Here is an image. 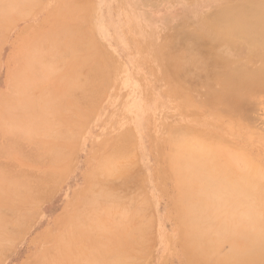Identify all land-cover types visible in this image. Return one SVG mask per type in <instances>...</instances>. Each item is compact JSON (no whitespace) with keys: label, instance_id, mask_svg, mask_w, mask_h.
Instances as JSON below:
<instances>
[{"label":"rangeland","instance_id":"obj_1","mask_svg":"<svg viewBox=\"0 0 264 264\" xmlns=\"http://www.w3.org/2000/svg\"><path fill=\"white\" fill-rule=\"evenodd\" d=\"M14 1L0 0V21L2 20L0 23L2 40H0V148L1 146L4 148L3 144L16 141L18 143L15 144L16 146L13 143L9 147L18 154L25 153V156L19 154L20 158L17 153H11L8 146L4 151L1 148V153L6 151L5 154L7 152L11 154L8 153L7 157L4 153H0V169H2L0 179L5 177L6 181L8 180L7 183L5 181L4 186L1 185L3 181L0 182L2 187L0 191L6 192V189L10 190L8 188L12 184L14 188L19 184V187L15 188L17 194L20 193L18 191L21 188H24L32 201L22 203L19 197L15 196L17 199L14 197L16 200L14 203L11 200L12 196L8 197L5 193H0L2 195L0 225L6 227L5 232L7 227L9 230L8 233L3 232V237H0V264H87V260L91 262V259L93 264L94 262L116 264L120 261L119 257L122 256L123 250V254L130 257L122 258L124 263L121 259L120 264L187 263L189 254L185 249V228L181 220L182 214L184 215L183 208L188 204L184 200L186 191L182 188L186 178L181 177L180 166L174 167L171 162L176 155L173 138L186 139L185 131L189 130L187 139L202 137L226 144L234 151H240L251 157L257 165L262 166L260 169L264 172V93H261L262 96L257 95L259 99L254 96L240 112L229 114L220 107L214 109V106L206 100L209 93L217 90L219 85L213 74L217 69L212 67L209 59H198L193 64L185 61L176 68L177 73L171 75L167 73L162 58L168 43L172 40L171 53L176 58L188 54L187 50L190 48L186 42H190L196 44L193 45V51L196 52L190 50L192 55L208 57L209 53H219L234 63L244 61V58L233 57L242 54L243 42L225 38L223 40V37L221 38L205 20L206 16L218 9L243 0H24L25 2L18 0L19 2L16 1L18 4ZM9 10L11 12H8ZM14 10L23 13L18 15ZM25 13L28 15L25 16ZM66 30L70 33L75 30L84 33L87 30V33L82 34L81 42H83L78 44V49L73 48L78 51L75 52L73 49L70 51L71 48L67 43L70 33L68 36ZM197 30L206 37L194 33ZM65 34H67L66 38L69 37L67 40ZM56 39L60 40L59 45ZM61 46H66L65 50L68 49L71 53L67 50V54L65 51L62 52ZM44 59L46 62H43ZM253 62L250 64L253 68H257L260 64ZM44 68L46 72L43 71ZM97 73L98 76L102 73L101 77L97 78ZM126 78L130 81L128 85L122 82ZM29 80L33 84L31 87L34 85L35 87H32V90L30 87V90H27L29 93L26 94L23 83H28ZM26 86L30 85L26 84ZM51 88L53 90H50ZM20 91H23L22 95ZM197 92H200V95ZM37 93L39 96L36 95ZM136 93L142 96L144 101L158 103L159 107L152 109L153 105H148V109L151 110L144 117L143 114L138 113L136 119L132 120L128 117L126 120L125 115L129 114L124 105L127 104L129 97L139 99ZM41 94L46 95L44 100H41ZM190 94L193 96L191 101ZM26 96H29V101ZM43 96L41 97L44 98ZM20 100L30 104V101H34V103L28 106L30 104L26 102L28 107L24 108L22 106L25 104L22 105ZM45 101L47 103L42 104ZM40 102L41 106L45 107V111L41 109ZM53 102L61 105L60 107L58 105V110ZM66 103L68 105H65ZM32 106L37 108L36 116L43 115L42 119L45 115L46 117L40 121L41 117L38 116V121H33L37 122L35 126L33 122L21 126V121L19 125L18 118L25 117L26 121L32 119L31 116H34L30 110ZM52 109L54 112L49 111ZM77 110L79 112H75ZM65 111L67 114L63 113ZM29 123L32 126H29ZM33 127H37L35 129L38 133L32 130ZM27 129L32 131L28 130V133ZM234 133L237 135L236 139L232 137ZM27 134L34 137V140L33 138L31 140ZM214 137L215 139H211ZM121 145H126V148ZM23 146L28 147L25 149ZM16 147L22 150L18 151ZM118 148L120 154L126 155L130 152V155L117 156L113 152ZM212 150L216 161L208 156L200 161L191 160V164L200 168L208 167L207 170L210 167L211 170L214 167L222 170L219 162L221 160L226 163L225 153L215 148ZM2 163H6V166H2ZM124 163L132 164L124 165ZM117 164L122 167L124 165V169L121 167L122 170L119 168L116 172ZM114 173L118 174L115 176ZM111 174L113 177H110ZM263 174H261L263 181L260 180V183L264 182ZM16 175L17 179H13ZM118 177L122 179L118 180ZM6 186L8 187L5 188ZM129 188L137 189H133L132 192L133 190L130 191ZM129 191L131 193L128 195ZM104 192L108 194L106 197ZM115 192H118L119 196L120 193L121 196L126 193L125 198L134 196H131L133 199L125 200L124 195L122 198L121 196L114 198L113 201ZM127 200H132V204L128 203L132 208L124 211L129 213L126 212L127 219H123L122 216H125L123 211L121 212L123 214L119 215L120 212L111 210L116 207L118 210L121 205L124 208ZM120 203L121 205H118ZM90 204L92 206H89ZM12 206H15L17 212L19 210L21 216L25 214L22 217L18 216L17 222L4 225L2 216L10 217L13 213L4 210ZM142 207L141 210H145V213L140 210ZM123 208L121 206L119 209L123 210ZM140 212L144 213V215L141 213L142 218ZM134 214L140 215L139 219L143 221L140 229V226L132 225L138 228L141 234L137 247L134 246L135 249L131 248L127 251L122 247L124 241L122 236H125L127 229V227L123 228V225L129 221L130 224L136 223L132 222L133 219H138L133 217ZM146 214L147 217L149 215L152 218H145ZM216 214L218 223H222V218L226 224L235 221L234 213L232 217H228L223 211H216ZM126 226L130 227L129 224ZM148 226L151 230L149 234L146 232L149 231ZM221 232H224V235ZM225 233V228L220 230V237L223 239L220 247H217L218 252L212 258L213 262L244 264L246 260L235 262L231 258L234 249ZM116 243L122 248L119 245L120 248L115 246ZM83 250L87 253L85 254ZM104 250H109V253ZM107 254L108 259L104 257V255L108 256ZM81 255L84 257H80ZM110 257L114 262L117 261L114 263Z\"/></svg>","mask_w":264,"mask_h":264},{"label":"bare ground","instance_id":"obj_2","mask_svg":"<svg viewBox=\"0 0 264 264\" xmlns=\"http://www.w3.org/2000/svg\"><path fill=\"white\" fill-rule=\"evenodd\" d=\"M19 2L18 0H15V4H18L17 2ZM22 1V0H21ZM24 1V0H23ZM32 1V0H30ZM34 1V0H33ZM35 1H38V0H35ZM10 3V1H8ZM25 2V1H24ZM8 5V3H6ZM22 4V3H21ZM6 5V6H7ZM4 6V5H3ZM24 6V4H23ZM26 6H28V4H26ZM9 7L10 4H9ZM22 7V6H21ZM25 7V6H24ZM26 8V7H25ZM36 8V7H35ZM2 11V10H1ZM4 11V10H3ZM15 12H18L17 14L18 15H22L21 12H19V10H14ZM8 12H11V10H9ZM81 12V11H80ZM20 13V14H19ZM29 14V12H26ZM25 13V16H27ZM4 14H6V11L4 12ZM17 14H15L16 17ZM15 17V18H16ZM5 17H3L4 19ZM13 18H14V15H13ZM20 20V19H18ZM61 20V19H60ZM80 20V19H79ZM205 20L207 21V23L212 26L217 34L219 36H221V38L223 40H240V42H243L244 44V47L243 49H241V55L240 54H236L234 55L233 57H237V58H244L245 60L244 61H239V62H232L230 59H227L225 58L222 54H219V53H209L210 56L208 57H198L199 55H192L194 52L193 51V48L196 44H192L190 42H186L188 45V47L190 48V50H187L188 54H186V56H183V57H173L172 56V53H171V48H172V40L168 43L167 45V48H166V53L163 54V58H162V62L165 63L166 65V69H167V73L168 74H171L173 75L177 73V70L176 68H178V66L180 65H183V63L185 61H188V63H196L198 59H209V61H211V64H212V67L214 69H217L216 72H213L217 82H218V85H219V88L217 90H213L209 93L208 95V99L206 100L211 106H214V109L216 107H220L222 109H224V111L226 113H229V114H232L233 112H240L244 109L245 105L248 103V102H251L250 100L254 97V96H257L258 94L260 95L262 92L264 93V0H243L237 4H234V5H229L227 7H222L220 9H218L216 12H214L213 14L211 15H208L205 17ZM2 21V20H1ZM0 21V23H1ZM5 22V21H3ZM55 22V21H54ZM59 23V22H58ZM52 24V23H51ZM90 28V27H89ZM53 29V28H52ZM73 29V28H72ZM71 29V30H72ZM69 30V29H68ZM67 31L68 33V36H69V31ZM3 31V29H2ZM1 31V32H2ZM74 31V30H73ZM87 31V30H86ZM84 32V33H87V32ZM5 33V32H4ZM8 33V31L6 32ZM66 33V32H65ZM82 33L80 30H75L74 32L70 33V38H69V41H67L68 45L70 46L71 50L73 48H77L78 44H80L81 42V38H82ZM194 33H196L198 36L200 37H203L204 35L199 31H195ZM66 35L65 34V38H66ZM89 35V33H88ZM87 36H85L86 38ZM206 37V36H204ZM4 38V36H3ZM59 38V37H58ZM66 38V40L68 39ZM90 37H88L89 39ZM225 38V39H224ZM5 39V38H4ZM1 40V39H0ZM63 40V39H62ZM83 40V39H82ZM204 40V39H203ZM2 41V40H1ZM0 41V42H1ZM56 41L58 42V45H59V41L60 40H57ZM65 41V40H64ZM84 41H87V40H84ZM185 41V40H184ZM205 41V40H204ZM48 42V41H47ZM83 42V41H82ZM81 42V43H82ZM199 43V42H197ZM48 44V43H47ZM66 44V43H64ZM84 44V43H83ZM63 45V44H62ZM2 46V45H1ZM47 46V45H46ZM85 46V44H84ZM57 46H55L56 48ZM66 47V46H64ZM61 46L62 48V52L65 51V54H67V51L68 49L65 50V48ZM87 47V45H86ZM207 47V46H206ZM54 48V50H55ZM79 48H80V45H79ZM186 48V47H185ZM197 48V47H196ZM78 49V48H77ZM76 49V50H77ZM85 49V48H84ZM88 49V48H87ZM75 50V49H73ZM75 50V52H76ZM91 50V49H90ZM60 51V50H59ZM68 51V53L70 52ZM78 51V50H77ZM94 51V50H93ZM196 52V51H195ZM199 52V51H198ZM197 52V53H198ZM71 53V52H70ZM83 53V52H82ZM64 54V55H65ZM75 54V53H74ZM81 54V53H80ZM244 54H247L246 56H242ZM73 55V54H72ZM238 55V56H237ZM59 56V55H57ZM56 56V57H57ZM63 56V54L61 55ZM29 59V58H28ZM45 60V59H44ZM43 62H46V60ZM230 60V61H229ZM42 61V59H41ZM59 61V60H58ZM200 61V60H199ZM253 61H256L257 63H260L259 66L257 68H253L250 66L251 63H254ZM38 62V60H37ZM63 63V61H61ZM200 63H202V66H203V61H201ZM117 64V63H116ZM205 65V64H204ZM107 66V64H106ZM122 66V65H121ZM200 66V64H199ZM206 66V65H205ZM28 67V66H27ZM103 68V66H101ZM109 67V65H108ZM107 67V68H108ZM112 67V66H111ZM55 68V67H54ZM53 68V70H55ZM98 68V66H97ZM96 68V69H97ZM48 69V68H47ZM53 70L51 72H53ZM164 70V69H163ZM45 71V68L44 70ZM49 71V69L47 70ZM84 72V70H82ZM91 71H93V68L91 69ZM100 71V70H99ZM116 71V70H115ZM189 71V70H188ZM46 72V71H45ZM105 72V71H104ZM162 72V70H161ZM43 73V72H42ZM49 73V72H48ZM89 73V72H88ZM9 74V73H8ZM86 74V73H85ZM94 74V73H93ZM192 74V73H191ZM49 75V74H48ZM46 75V76H48ZM51 75V74H50ZM49 75V76H50ZM102 75V73H101ZM98 76V73H97V78L98 77H101ZM118 75V74H117ZM202 76V75H200ZM205 76V75H204ZM36 77V76H35ZM95 77V75H94ZM125 77V76H123ZM206 77V76H205ZM204 77V78H205ZM32 78V77H31ZM79 78V77H78ZM168 78V77H167ZM203 78V77H202ZM203 78V79H204ZM80 79V78H79ZM120 79V78H119ZM206 79V78H205ZM105 80V79H104ZM103 80V81H104ZM180 80V79H178ZM177 80V81H178ZM106 81V80H105ZM117 81V80H116ZM32 81L29 80L28 83H23L25 85V93H27V90L31 87V83ZM61 82V81H60ZM77 82H79V80L77 79ZM125 85H128L129 84V79H125L124 81H122ZM174 82V81H173ZM180 82V81H178ZM116 83V82H115ZM133 83V82H132ZM172 83V82H171ZM184 83V82H183ZM26 84L30 85L29 87L26 86ZM35 84V83H34ZM79 84V83H78ZM105 84V83H104ZM33 85V84H32ZM40 86V85H37V87ZM68 86V85H67ZM175 86V85H174ZM27 87V88H26ZM32 87H35L32 86ZM32 87L30 88L32 90ZM138 87V86H137ZM69 88V87H68ZM29 89V90H30ZM186 89V88H185ZM203 89V88H202ZM21 90V89H20ZM28 90V91H29ZM50 90H53L52 88ZM199 90V89H198ZM34 91V90H33ZM190 91V90H189ZM205 91V90H204ZM21 95L23 93V91H20ZM49 92V91H48ZM136 92V90H135ZM186 92V91H185ZM196 92V91H195ZM41 93V92H40ZM51 93V92H50ZM63 93V91H62ZM146 93V92H145ZM198 93V92H197ZM200 93V92H199ZM198 93V94H199ZM45 94V92H44ZM47 94V93H46ZM137 96L139 97V99H135V98H131L129 97L130 99L128 100L127 104L124 105V108L126 110V112L132 116L130 117L129 115H125L126 117V120L127 118H131L132 120L136 119V116L138 115V113L140 114H143V117L145 116V114L147 112H149V110L151 109H148V105H153V108H158L159 105L158 103L154 102L153 103H149L147 101H144L143 97L140 96L138 93H136ZM185 93L183 92V95ZM38 95V93L36 94ZM35 95V96H36ZM179 95V94H178ZM177 95V96H178ZM200 95V94H199ZM258 95V96H259ZM263 94H261L262 96ZM39 96V95H38ZM41 96H43V94L40 95V98L41 100H44L46 97V95H44L42 98ZM53 96V95H52ZM196 96V95H195ZM257 96V97H258ZM20 97V96H19ZM28 97L27 101L30 100L29 96H26ZM38 98V97H37ZM179 98V97H178ZM187 97L185 96V99ZM190 101L192 100L193 96L190 94ZM264 98V97H263ZM52 99V98H51ZM259 99V97H258ZM24 100V98H23ZM161 100V99H160ZM21 101V104H25V106L23 105L22 107L26 108L28 106H31L34 101H30L31 104L27 101L25 102H22ZM54 101V100H53ZM59 101V100H58ZM196 101V100H195ZM26 102L30 105L26 106ZM33 102V103H32ZM72 102V101H71ZM126 102V101H125ZM182 102V101H181ZM254 102V101H252ZM36 103V102H35ZM45 104L47 103V101L45 102H42V104ZM52 103V102H51ZM57 103V102H56ZM53 102V104L57 105L55 107H57V110L58 108L61 106L60 104H56ZM59 103V102H58ZM74 103V101H73ZM20 102H19V105H21ZM51 104V105H53ZM71 104V103H69ZM76 104V103H74ZM183 104V103H182ZM259 104V103H257ZM47 105V104H46ZM59 105V107H58ZM65 105H68V103H66ZM73 105V104H72ZM187 105V104H186ZM205 105V104H204ZM252 105V104H250ZM256 105V104H255ZM39 106V102H38V105L37 107ZM63 106V105H62ZM40 107L41 109H43L45 111V107L43 108L41 106V102H40ZM49 107V106H48ZM51 107V106H50ZM66 109L67 107L64 106ZM73 107V106H71ZM74 107H77V106H74ZM247 107V106H246ZM53 108V107H52ZM122 108V107H121ZM192 108V107H190ZM9 109V107H8ZM19 109V108H18ZM47 109V107H46ZM54 109V108H53ZM52 109V110H53ZM65 109V110H66ZM252 109V108H250ZM31 112L34 113V116H31L32 119H30L29 121H26L25 117H21V118H17L19 119V125L21 124L24 125V124H28V122L32 123L33 121H38V118L41 117L40 115L36 116L37 115V108L36 106H32V108L30 109ZM49 110L51 112H54V110ZM61 110V109H60ZM64 110V109H62ZM29 111V110H27ZM43 111V112H44ZM48 111V113L50 114V112ZM122 111V110H121ZM124 111V110H123ZM122 111V112H123ZM57 112V111H56ZM75 112H79V110L75 111ZM25 113V111H24ZM47 113V114H48ZM63 113H66L67 112H63ZM218 113V112H217ZM251 113V112H250ZM31 114V113H30ZM29 114V115H30ZM40 114V113H39ZM41 114H42V111H41ZM46 114V113H45ZM155 114V113H154ZM223 114V113H222ZM15 115V114H14ZM28 115V116H29ZM75 116V114H73ZM219 115V114H218ZM222 115H220L221 117ZM43 117V115H42ZM41 117V120L42 121L45 117L42 119ZM216 117V116H215ZM226 117V116H225ZM10 120V119H9ZM15 121V120H14ZM17 121V122H18ZM21 121V123H20ZM39 121V122H40ZM50 121V119H49ZM38 122V123H39ZM133 122V121H132ZM163 122V121H162ZM29 123V126L32 124L37 125V122H33L32 124ZM50 123V122H49ZM152 123V122H151ZM17 124V125H18ZM46 124V123H45ZM58 124V123H55V125ZM126 124V123H125ZM128 124V123H127ZM131 124V123H130ZM164 124V123H163ZM27 126V125H26ZM29 126H27L29 128ZM53 126V125H52ZM118 126V125H117ZM125 126V125H124ZM19 127V126H17ZM218 127V126H217ZM8 128V127H7ZM37 129V127H35ZM34 127L32 128V130L34 129L35 132L36 129ZM157 128V127H156ZM12 129V128H11ZM52 129V128H51ZM50 129V130H51ZM112 129V128H111ZM158 129V128H157ZM26 130V128H25ZM24 130V131H25ZM28 130L32 131L31 129H27L26 132H28ZM164 130V129H163ZM10 131V130H9ZM12 131V130H11ZM33 131V132H34ZM44 131V130H42ZM49 131V130H48ZM113 131V130H112ZM244 131V130H243ZM34 132V133H35ZM162 132V131H161ZM222 132V131H221ZM29 133V132H28ZM38 133V132H37ZM189 133L190 131L186 130L185 131V136H186V139L184 138H180V137H176V138H173V147H174V151L176 153V155L174 156L175 158L171 161L174 165V167H178L180 166V175L181 177L184 179L186 178V181L183 182V187L184 188V191H186V196H185V201L188 202V204L185 206V208H183L184 210V215L182 214V224L184 225V228H185V237H184V242H185V249L188 250V254H189V259H188V262L185 263V264H215L213 262L214 259H212L213 257H215V253L218 252L217 250V247L219 248L220 247V244H221V241L223 239V237H220V230L222 231V229L225 228V236L227 235L230 239V241L232 242V245H233V249H234V252L232 253V256L231 258L236 261H243V260H246L244 264H264V185L262 183V178H261V174H263L261 172V169L260 167L262 168V166H259L255 163V161L252 160L251 157H249L248 155H244L243 153H241L238 149L239 152L237 151H234L233 149H231L229 146H226L223 144V143H217V141H212V140H207V139H204L202 137H196L195 139L193 140H189L187 139L188 136H189ZM15 134V133H14ZM13 134V135H14ZM31 134V132H30ZM30 134H27V136L29 135V138H33L34 140V137H32ZM24 135V134H23ZM48 135V134H47ZM112 135V134H111ZM117 135V133H116ZM17 136V135H16ZM43 136V135H42ZM184 136V135H183ZM222 136H225L224 134H222ZM236 133H234L232 135L233 138L236 139ZM39 137V136H38ZM44 137V136H43ZM49 137V136H47ZM242 137V136H241ZM119 138V137H118ZM223 138V137H222ZM246 138V137H245ZM20 139V138H19ZM114 139H117V138H114ZM211 139H215L214 138H211ZM25 140V139H24ZM22 140V141H24ZM32 140V139H31ZM30 140V141H31ZM11 141V139H10ZM15 141V140H14ZM20 140H18L19 142ZM29 141V140H27ZM29 141V142H30ZM7 142V141H6ZM12 142V143H11ZM10 144L6 143V145L3 144L4 148L1 146L2 150L4 151V149H6V146L9 147V145L13 144H18L13 141H11ZM239 142V141H238ZM20 143V142H19ZM8 144V145H7ZM105 144V143H104ZM122 144V143H121ZM1 145V144H0ZM35 144H33L34 146ZM16 146V145H15ZM24 146H25V143H24ZM23 146V147H24ZM123 146V145H121ZM126 146V145H125ZM125 146H123L124 148H126ZM7 147V148H8ZM12 147V146H11ZM14 147V146H13ZM18 147V146H17ZM16 147V148H17ZM21 147V146H20ZM19 147V148H20ZM22 147V148H23ZM28 147V146H27ZM26 147V148H27ZM0 148V150H1ZM10 148V147H9ZM25 148V147H24ZM25 148V149H26ZM36 148V147H35ZM39 148V147H37ZM36 148V149H37ZM121 148V147H120ZM123 148V149H124ZM212 148H215V149H218V150H222V152L225 153V156H226V163H223L221 160L219 162L220 166L222 168V170H218L220 168L218 167H214L213 170H211V167L209 168V170H207L208 167L206 168H200V167H197L193 164H191V160H199L203 158L206 159V157L208 156H211L209 158H211V160L215 157L213 156V150ZM11 149V153L14 152V153H17L15 150L12 151V148ZM18 149V148H17ZM32 148H30L31 150ZM34 149V148H33ZM32 149V150H33ZM34 149V150H36ZM8 150V149H7ZM22 150V149H21ZM18 149V151H21ZM127 150V149H126ZM130 150V149H129ZM128 150V151H129ZM243 150V149H242ZM122 151V149H121ZM6 152V151H5ZM5 152H2L5 154ZM1 153V152H0ZM1 153V154H2ZM8 153L5 154L7 155L8 157ZM9 153V154H11ZM115 153L117 156H120V151H119V148L113 152ZM130 152H127V154H129ZM19 154L21 155L22 152H19ZM18 154V156H20ZM25 154V153H24ZM22 154V155H24ZM123 156H126L125 154H122ZM130 155V154H129ZM136 156V154H134ZM25 156V155H24ZM114 156V154H113ZM4 157V156H3ZM37 157V156H36ZM1 158H2V155H1ZM5 158V157H4ZM21 158V156H20ZM39 158V157H38ZM42 158V156H41ZM124 158H127V157H124ZM23 159V158H22ZM41 160L40 159V163H41ZM210 160V159H209ZM219 160V158H218ZM205 161V160H204ZM202 161V164L203 162ZM216 161V160H214ZM32 162V161H31ZM43 162V161H42ZM207 162V161H206ZM121 163V162H120ZM123 163V162H122ZM179 163H182V164H179ZM193 163V162H192ZM1 164V162H0ZM3 164V163H2ZM5 164V165H4ZM2 166H6V163H4ZM14 164V163H13ZM35 164V163H34ZM42 164V163H41ZM114 164V163H113ZM126 164H132V163H124V165ZM205 164V163H204ZM208 164V162H207ZM215 164V163H214ZM9 165V164H8ZM40 165V164H39ZM116 165V164H115ZM123 165V167H124ZM118 166V164H117ZM116 166V167H117ZM212 166V165H211ZM215 166V165H214ZM13 167V166H12ZM17 167V166H16ZM122 166H118L116 169V172H118L117 170H119V168H121ZM122 167V168H123ZM121 168V170H122ZM218 168V169H217ZM124 169V168H123ZM2 169H0L1 171ZM11 170V169H10ZM120 170V172H121ZM9 171V170H8ZM214 171V172H212ZM5 171H3L4 173ZM119 172V173H120ZM1 173V174H3ZM6 173V172H5ZM19 173H21L19 171ZM23 173V172H22ZM21 173V174H22ZM7 174V173H6ZM6 174H3L4 176ZM118 174V173H117ZM116 174V175H117ZM18 175V174H17ZM15 176L16 178H13V179H17L18 176ZM115 175V173L113 174ZM113 175L111 174L110 177ZM115 175V176H116ZM120 175V174H119ZM124 175V174H123ZM10 176V174H9ZM14 176V175H13ZM264 176V174L262 175ZM6 177H8V174L6 175ZM1 178V177H0ZM5 178V177H2V179ZM11 178V176H10ZM9 178V180H10ZM122 179V177H118V180L119 179ZM0 179L2 182L1 185L5 184V181L7 178H5V180L3 179ZM120 179V180H121ZM125 179V178H124ZM258 179V180H257ZM41 180V179H40ZM44 180V179H43ZM47 180V179H46ZM45 180V182H46ZM117 180V181H118ZM129 180V178H128ZM134 180V179H133ZM158 181V179H156ZM260 180L261 183H260ZM11 181V180H10ZM9 181V183H10ZM37 181V180H36ZM39 181V180H38ZM116 181V182H117ZM127 181V180H126ZM8 182V180L6 181V183ZM15 184H16V181H14ZM13 182V183H14ZM124 182V181H123ZM143 182V181H141ZM47 183V182H46ZM11 184H12V181H11ZM110 184V183H109ZM4 186V185H3ZM37 186V185H36ZM41 186V185H40ZM122 186V185H121ZM134 186V185H133ZM144 186V185H143ZM1 187V186H0ZM8 186H6L5 188H7ZM16 187H19V184L17 185L16 184ZM15 187V188H16ZM26 187V185H25ZM139 187V186H138ZM2 188V187H1ZM0 188V189H1ZM15 188L13 187V184L11 185L10 190H7L6 189V192L8 191V193L6 194V192H3V191H0L5 193V195H8L9 196H12L11 200L14 202L16 201L15 199H18L22 202V203H29L32 201V198L30 197V195L28 194L27 190L24 189V188H21L20 193L17 194V190H15ZM108 189V187H107ZM134 190L137 189V188H133ZM131 189V190H133ZM144 189V188H143ZM26 190V191H25ZM112 190V189H111ZM130 190V188H129ZM130 190V191H131ZM134 190L132 192H134ZM141 190V189H140ZM124 191V190H123ZM127 191V190H126ZM129 191V193L127 192V194L129 195L131 192ZM139 191V190H138ZM106 192V191H105ZM104 192V193H105ZM111 192V191H110ZM120 192V191H118ZM118 192H115L114 197H113V201H114V198H120L121 196V193H120V196L118 195L119 193ZM122 192V190H121ZM2 193V194H3ZM17 195H16V194ZM103 193V192H102ZM101 193V194H102ZM112 193V192H111ZM114 193V192H113ZM117 193V194H116ZM124 195L126 193H123ZM122 194V195H123ZM108 194L105 193V197L107 196ZM116 195H118L116 197ZM123 195V196H124ZM127 195V196H128ZM228 195V197L226 196ZM2 196V195H0ZM17 196V198L15 197ZM121 196V198L123 197ZM132 197L134 195H131ZM130 196V198H132ZM143 196V195H142ZM193 196V197H192ZM226 196V197H225ZM15 197V199H14ZM94 197V196H93ZM126 195L124 196V199H128L130 200L129 197L125 198ZM103 198V197H102ZM101 198V199H102ZM141 198V197H140ZM138 198V199H140ZM148 198V197H147ZM8 199V198H7ZM133 199V198H132ZM135 199V198H134ZM9 200V199H8ZM116 200V199H115ZM126 201L127 202V205L124 206L127 207L129 206L130 204H132V200L131 201ZM11 201V202H12ZM123 201V199H122ZM122 201H120L122 203ZM136 201V200H135ZM193 201H197L196 203H193ZM124 202V201H123ZM129 202H131L130 204H128ZM3 202H1L2 204ZM15 203V202H14ZM90 203V202H89ZM118 204V205H121ZM151 204V203H150ZM30 205V204H29ZM136 205V204H135ZM146 207V204H144ZM149 205V203H148ZM147 205V206H148ZM152 205V204H151ZM89 206H92L91 204ZM117 206V204L115 205ZM122 208H123V205H121ZM121 206L118 207V210L117 207L111 211H118L119 215H122L123 213H121L122 211L124 212L125 210H130L132 208H130V206L128 208H123L122 209H119L121 208ZM138 206V205H137ZM176 206V205H175ZM1 207V206H0ZM15 206H12L11 208H8V209H5L4 211H11L13 213H11V215L13 216H10L12 217L10 219V217H6L5 215L2 216V221H4V225H6L7 223H13L16 221L17 218H19L18 216H21L18 210H15L14 209ZM153 208V207H152ZM1 209V208H0ZM143 209L140 208V210ZM137 210V209H136ZM142 211V210H141ZM216 211H223L225 212L226 214H228V217H232L233 213H234V219L235 221L231 224V223H228L226 224V221L224 220V218H222L221 222L222 223H218L216 221L217 219V214H216ZM21 212V211H20ZM72 212V211H71ZM113 212V214H114ZM127 213H129L128 211H126ZM124 212L125 214V218L122 216L123 219H127V213ZM145 213V210L142 211ZM140 212V215L141 213ZM149 212V211H148ZM17 213V214H16ZM23 213V212H21ZM112 213V212H111ZM117 213V214H118ZM144 213H142L144 215ZM153 213V212H152ZM181 213V212H180ZM19 214V215H18ZM25 214V213H23ZM22 214V216H23ZM72 215V214H71ZM140 215L138 216H135L134 214V218H137L138 217V221L133 219L132 222H136V223H131L130 224V221L129 223H126L123 225V228L127 227L126 231H125V236H122L124 238V241H120L123 243V246L125 249H127V251H130L129 249L137 247V243H138V240L140 239L139 237V234L140 233V228H141V223L143 222L142 219L140 220L139 217ZM21 216V217H22ZM26 216V215H25ZM28 216V214H27ZM117 216V215H116ZM132 217V216H131ZM132 217V218H133ZM143 216L141 215L140 218H142ZM181 217V216H180ZM9 218V219H8ZM28 218V217H26ZM120 218V217H119ZM118 218V219H119ZM145 218H152L151 216L147 217V214H146V217ZM121 219V218H120ZM131 219V218H130ZM231 218H229L230 220ZM116 220V219H115ZM144 220V219H143ZM152 220V219H151ZM224 220V221H223ZM142 221V222H141ZM146 221V220H145ZM144 221V222H145ZM154 221V220H153ZM17 222V221H16ZM102 222V221H101ZM118 222V221H117ZM128 222V221H127ZM229 222V221H228ZM11 223V224H12ZM99 223V222H98ZM112 223V222H111ZM0 224H1V221H0ZM102 224V223H101ZM127 224L130 225L129 226H126ZM133 224H136V227L140 226L139 229L132 226ZM139 224V225H137ZM145 224V223H143ZM181 224V225H182ZM226 224V225H225ZM119 225H122V224H119ZM132 226V227H131ZM151 228L152 226L149 225ZM148 226V230L150 229ZM143 227V225H142ZM221 227V229H220ZM4 228H6L5 226L3 227V225H0V237H3V232H5ZM131 228V229H130ZM147 228V226H146ZM145 228V230H146ZM120 229V228H119ZM117 229V231L119 230ZM91 230H94V229H91ZM9 232L8 230V227L6 229V232ZM184 231V230H183ZM5 232V233H6ZM7 232V233H8ZM147 233H151V230L149 231H146ZM108 233V232H106ZM121 233V231H120ZM123 233V232H122ZM146 233V234H147ZM148 233V234H149ZM223 233L224 235V232H221V234ZM103 234V232H102ZM109 234H111L109 232ZM124 235V234H123ZM127 235V236H126ZM222 235V236H223ZM119 236V235H117ZM97 237V236H96ZM101 237V236H100ZM128 238V239H127ZM102 239V237L100 238V240ZM126 239V240H125ZM225 239V238H224ZM99 240V241H100ZM105 240H107V238H105ZM105 240H104V243H105ZM114 240V239H113ZM119 240V239H118ZM103 241V240H102ZM117 240L115 239V242ZM101 242V241H100ZM125 242V243H124ZM131 242V243H130ZM6 243V242H5ZM10 243V242H9ZM8 243V244H9ZM99 243V242H98ZM111 243V242H110ZM114 243V242H113ZM119 243V242H117ZM116 243V244H117ZM100 244V243H99ZM108 244V243H107ZM115 246H117L118 248H120V244H117ZM183 244V243H182ZM3 245V243H2ZM12 245V244H11ZM102 245V244H101ZM109 245V244H108ZM106 245V246H108ZM120 247H119V246ZM146 245V244H144ZM4 246V245H3ZM1 247V246H0ZM85 247V246H84ZM110 247H111V244H110ZM121 247V248H122ZM146 247V246H145ZM108 248V247H107ZM112 248V247H111ZM123 248V249H124ZM140 248V247H139ZM143 248V247H142ZM2 249V248H1ZM85 249V248H83ZM117 249V248H116ZM115 249V250H116ZM122 249V250H123ZM87 250V249H85ZM83 250V252L85 251ZM7 252V251H6ZM42 252V251H41ZM89 252V251H88ZM104 252H108L109 253V250L105 251ZM120 252V250L118 249V253ZM124 250L122 251V256L119 257V259L121 258H125V257H130V255H124L123 254ZM187 252V251H186ZM40 253V252H39ZM85 254L87 253L84 252ZM115 253V251H114ZM82 254V252L80 253ZM79 254V255H80ZM84 254V255H85ZM105 254V253H103ZM129 254V253H128ZM137 254L139 255V253L137 252ZM98 255V254H97ZM108 255V254H107ZM117 255V253H116ZM2 256V254H1ZM83 255H81L80 257H82ZM77 257V256H76ZM84 257V256H83ZM89 257V256H88ZM104 257H109L108 256H105ZM87 258V257H86ZM93 258V257H92ZM111 258V257H110ZM116 258V256H115ZM85 259V258H84ZM88 259V258H87ZM86 259V260H87ZM121 259L119 262H121ZM132 259V257L130 258ZM83 260V258H82ZM104 260V259H103ZM115 260V259H114ZM52 261V259H51ZM77 261V260H76ZM88 261V263H87ZM86 263L89 264V263H92V259H91V262L90 260H87ZM111 261L112 258H111ZM110 261V262H111ZM117 261V260H116ZM115 261V262H116ZM114 262V261H113ZM114 262V263H115ZM116 263V264H120V263ZM95 264L98 263V262H94ZM112 263V262H111ZM122 263H124V259H122ZM240 263V262H239ZM79 264V263H78ZM83 264V263H82ZM93 264V263H92ZM103 264H105L103 262ZM127 264V263H126Z\"/></svg>","mask_w":264,"mask_h":264}]
</instances>
